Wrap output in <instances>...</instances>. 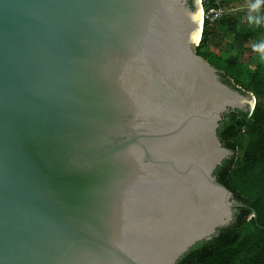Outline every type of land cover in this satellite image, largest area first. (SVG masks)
<instances>
[{
    "label": "water",
    "instance_id": "95a60500",
    "mask_svg": "<svg viewBox=\"0 0 264 264\" xmlns=\"http://www.w3.org/2000/svg\"><path fill=\"white\" fill-rule=\"evenodd\" d=\"M202 8L0 0V264H177L233 222L218 128L257 98L198 54Z\"/></svg>",
    "mask_w": 264,
    "mask_h": 264
},
{
    "label": "trees",
    "instance_id": "16d2710c",
    "mask_svg": "<svg viewBox=\"0 0 264 264\" xmlns=\"http://www.w3.org/2000/svg\"><path fill=\"white\" fill-rule=\"evenodd\" d=\"M223 3L237 7L216 22L236 33L238 45L228 48L226 43L214 42L215 25L206 18L196 50L219 69L226 83H234L257 98L252 113L229 112L218 128L224 146L234 153L217 167L215 175L245 206L235 211L230 225L198 242L177 264H264V70L262 62L253 60L254 49L246 46L249 41L262 43L264 0H257L258 11L253 8L256 4L248 5L246 0H210L208 6Z\"/></svg>",
    "mask_w": 264,
    "mask_h": 264
},
{
    "label": "rangeland",
    "instance_id": "374dc122",
    "mask_svg": "<svg viewBox=\"0 0 264 264\" xmlns=\"http://www.w3.org/2000/svg\"><path fill=\"white\" fill-rule=\"evenodd\" d=\"M218 3H221V0H218ZM246 3L248 5H252V6L255 4L257 5V0H251V1L246 0ZM220 7H222V11L219 10V12H220L219 14H221V16H222L223 14H226V13H228V14L234 13L235 12L234 10L237 7V4H235V8L231 7L227 3H223V5L221 4ZM216 21L213 24V26L215 25V27H214V33L212 36V40L214 42H218L220 44L226 43L228 48L232 47L233 45L234 46L238 45L236 33H233L230 30H228L226 24H222L221 22L219 23ZM260 36L262 38V43L259 44L258 41L257 42L256 41H249L248 43H246V46H248V49H252V50L254 49L253 50V53H254V55H253L254 59L253 60L255 62H260L259 64H261V62H262V67L264 70V26H263V33ZM235 86H237L238 88L241 89V87H239L238 85H235ZM262 101H264V99H262Z\"/></svg>",
    "mask_w": 264,
    "mask_h": 264
},
{
    "label": "built area",
    "instance_id": "2783aa9c",
    "mask_svg": "<svg viewBox=\"0 0 264 264\" xmlns=\"http://www.w3.org/2000/svg\"><path fill=\"white\" fill-rule=\"evenodd\" d=\"M202 2V11H203V22L205 21L206 18L209 19L210 24L215 23L216 20L221 16L219 14V10L222 11V7H216V6H208V3L210 0H201Z\"/></svg>",
    "mask_w": 264,
    "mask_h": 264
},
{
    "label": "bare ground",
    "instance_id": "6f19581e",
    "mask_svg": "<svg viewBox=\"0 0 264 264\" xmlns=\"http://www.w3.org/2000/svg\"><path fill=\"white\" fill-rule=\"evenodd\" d=\"M203 16V11L201 12V17ZM203 25H204V22H203ZM201 34H202V31H203V26H201ZM199 34H200V32H199Z\"/></svg>",
    "mask_w": 264,
    "mask_h": 264
},
{
    "label": "crops",
    "instance_id": "0c3cea01",
    "mask_svg": "<svg viewBox=\"0 0 264 264\" xmlns=\"http://www.w3.org/2000/svg\"><path fill=\"white\" fill-rule=\"evenodd\" d=\"M253 8H255V10H260L261 8L259 7V6H257V5H255V7H253Z\"/></svg>",
    "mask_w": 264,
    "mask_h": 264
},
{
    "label": "flooded vegetation",
    "instance_id": "af4514ba",
    "mask_svg": "<svg viewBox=\"0 0 264 264\" xmlns=\"http://www.w3.org/2000/svg\"><path fill=\"white\" fill-rule=\"evenodd\" d=\"M193 1H194V0H189V2H190L192 5H193Z\"/></svg>",
    "mask_w": 264,
    "mask_h": 264
}]
</instances>
